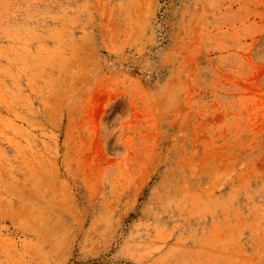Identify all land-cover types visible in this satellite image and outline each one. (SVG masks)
Instances as JSON below:
<instances>
[{
    "label": "rangeland",
    "instance_id": "rangeland-1",
    "mask_svg": "<svg viewBox=\"0 0 264 264\" xmlns=\"http://www.w3.org/2000/svg\"><path fill=\"white\" fill-rule=\"evenodd\" d=\"M0 264H264V0H0Z\"/></svg>",
    "mask_w": 264,
    "mask_h": 264
}]
</instances>
